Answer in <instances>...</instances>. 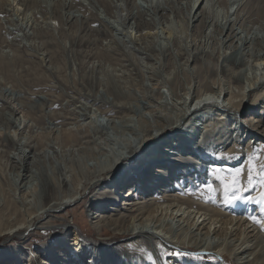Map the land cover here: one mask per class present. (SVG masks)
Masks as SVG:
<instances>
[{"label":"rangeland","instance_id":"1","mask_svg":"<svg viewBox=\"0 0 264 264\" xmlns=\"http://www.w3.org/2000/svg\"><path fill=\"white\" fill-rule=\"evenodd\" d=\"M201 3L203 7L194 17ZM204 6L206 11L202 12ZM230 24L231 38L226 40ZM195 54L199 59L194 58ZM222 66L229 71H222ZM262 79L264 0H0V187L3 188L0 189V223L8 229L23 218L29 220L31 212L36 217L28 232L23 229L15 236L0 234V264L15 260L20 264L19 255L22 264H36L37 259L43 264L58 254L66 256L63 261L61 255L58 264H134V255L139 257L135 258L137 264H239L232 256L245 244L254 249L242 257L251 259L250 252L259 250L260 246L256 236L264 235V203L261 202L264 185L260 183L264 176L256 172L264 171V151L259 149L264 144V125L253 133L248 132L253 129L248 127V122L250 118L264 119V93L257 102L256 96L250 94L241 113L237 116L226 112L227 122L216 125L215 129L214 125L205 129L204 122L198 120L194 122L198 123L197 130L191 122L182 127L195 140L205 139L199 147L194 145L191 151L181 152L180 159L185 158L181 165L183 171H196L197 165L205 168L218 164L233 172L245 163L248 167L250 159L252 166L244 177L248 191L242 195L243 201L231 197L225 200L224 173L218 174L219 181L216 179L218 182L214 185L215 180L211 178L197 182L193 177L191 184L187 180L192 174L185 176L186 173H182L178 178L174 175L175 184L168 190L173 191L176 185L183 186V178H188L183 189L187 192L182 191L180 196L184 198L192 193L196 199L198 193L206 192L205 189L212 186L214 191L211 189L206 193L209 199L213 194L210 200L213 204L198 201L208 210L202 217L194 209L179 212L180 206L176 208L174 203L171 206L176 212L172 215L170 209H164L163 213L161 208L156 209L159 212L153 214L152 222L156 236L148 239H134L133 235L103 224L95 227L93 222L98 212L112 213L111 208L106 210L103 205L89 213L96 190L88 189L85 198L79 196L71 206L44 215L40 211L43 194L39 181L33 188H21L15 180L22 152L34 160L35 166L37 164L36 172L39 168L51 177L62 174L70 180V175L79 170L94 173L97 168L87 155L97 154L102 159L105 154L113 158L120 149L118 137L123 131L140 133L146 122L157 128L168 120L167 116L176 122L184 109L199 101L201 96L210 102L223 103ZM175 83L183 84L184 88H174ZM184 91H188L187 97ZM177 96L182 97L181 102ZM237 99L240 101L241 97ZM102 109L114 112L105 115ZM213 115L209 114L212 120ZM212 120L210 123L215 124ZM181 124L183 126L184 122ZM65 130L76 132L79 140L70 146L59 143L61 132ZM165 135L167 133L155 138L133 159L124 161V169L144 160L150 151L153 152V146L162 144ZM218 139L223 141L221 145L215 144ZM206 145L212 151L207 152ZM249 147L252 156L248 158ZM233 148H239L242 154L234 164L225 156L226 150ZM187 157L194 160H187ZM168 159L173 158L169 156ZM250 172L253 184L248 183ZM236 173L241 176L242 172ZM153 176L155 171L151 165L148 174L141 177L151 186ZM108 177L96 178L103 182L96 188L98 191L105 190L106 186L117 189L115 179ZM179 180L180 184H177ZM240 181L238 178L237 182L241 184ZM165 184L154 187L153 194L166 190ZM85 191L83 188L82 193ZM63 194L60 192L61 197ZM12 195L17 203L7 207ZM148 195L150 192L143 193V197ZM114 204L115 208H121L120 201ZM229 209L241 211L233 212V215ZM212 211L229 216H222L216 223ZM74 230L80 234L78 244L71 238ZM139 240H147L151 247L161 244L160 248L162 246L171 255L161 257L153 248L149 252L145 245L130 246ZM191 242L205 245L196 248ZM68 244H74L75 257H69ZM214 245L219 249L213 248ZM12 249L20 254L7 252ZM8 254L15 255L9 259Z\"/></svg>","mask_w":264,"mask_h":264},{"label":"bare ground","instance_id":"2","mask_svg":"<svg viewBox=\"0 0 264 264\" xmlns=\"http://www.w3.org/2000/svg\"><path fill=\"white\" fill-rule=\"evenodd\" d=\"M202 4L203 3H201L198 6L197 11H195L194 17H196L198 15V12H199L198 10H200ZM205 6H208V5H205ZM205 6L203 9H201L202 12L204 10L206 11ZM189 21H191V20L189 19ZM226 31H227V33H226V37H227L228 36L227 34H229L230 31L232 32L231 24L229 25V27L227 28ZM232 36H234V35H232ZM228 38H231V33L226 38V40ZM197 57H198V55L195 54L194 58H197ZM198 59H199V57H198ZM222 71L228 72L229 70L226 66H222ZM195 73H197V71H195ZM198 73L200 74V71ZM224 73H226V72H224ZM234 75H235V73L233 72V74H232L233 78H235ZM235 80H237V79H235ZM174 81H175V79H174ZM237 81H234V82L237 83ZM255 82L253 84H250L248 88L244 87L242 90V93L240 95L231 96L230 98H228L226 100V102H223V103H219L218 101L210 102L208 99H205V98L201 99V97H203V96H201L199 101H197L195 104H191L187 110L184 109L183 114L181 116H179L178 121H176V122H174L172 119L169 118V116H167L168 120L163 124H159V125L157 124L158 125L157 128H154V127L152 128L151 126L147 125V122H146V124L141 127V130H140L141 132L139 131L140 133L130 132L131 134H128L127 132L123 131L122 134L118 137L120 139L119 143H118V146H119L118 148H120V149H117L118 153L116 155V152H115V154H114L115 156L113 158H112V156L105 155V154H104V157L102 159L99 158L100 155L98 157L97 154L93 155V154L89 153L87 155L90 158V162L94 163L96 168H97V169H95L94 173L93 172L92 173L91 172L84 173L82 170H79V172L75 173L74 175H70L71 176L70 180H69V177L64 178L62 174L57 175V177H55V176L51 177L48 174H46V172L40 171L39 168L37 169L38 172H36L35 168H37V164L35 166L34 160L29 159L27 157V155L24 152H22V156H20L18 158V160H20V166L18 165V167H19L18 172H17L18 175L16 177L15 183L21 185V188H29V187H32L36 181H39V183L41 184V187H42V194H43V205H42V209L40 211H42V214H44V215H49L50 213L51 214L57 213V212L61 211L62 209H65V208L71 206L72 203L79 198V196L82 198H85L86 197L85 195H86L88 189L96 190L95 193H93L89 213L92 210L97 209L98 205H103V208H106V210L108 208H111L112 213H110V215L109 214L103 215L102 213L98 212L96 215V218H95L96 221L93 222L94 226L99 227V225L103 224L105 226L111 227L113 230L121 231L124 234L133 235L134 239H136L137 237L148 239V237L156 236V234L154 233V229L156 227L154 225H152V222L154 221V218H155V216L153 214L156 212H159V210H156V209L161 208L162 213L165 211L164 209H166V211H169V209H170L171 210L170 213L172 215V213L176 212L173 210V206H171V205H173V203L177 204L176 208L180 206L179 212L180 211H186L187 209L188 210L194 209L197 211V215H200V217H202L203 214L204 215L207 214L208 210H207V208H205L201 204H198V201L205 202V203L206 202L212 203L211 201H212L213 194H212V196H210L211 199H209L206 192L213 189V187L212 186L207 187V189H205L206 192L203 191V192L198 193L197 198H199V199H197V198L195 199L194 197L196 195H191L192 193L190 195H185L186 197L183 198L180 196V194H182V191L183 192L185 191L183 189L185 188L184 185H185L186 180L188 178L187 179L183 178V180L180 179V180H182L181 185H183V186L176 185L175 189L173 191H170V190H168V187L174 186V184H175V180H173L174 175L177 177L179 174H182V173H186L185 176L192 174L191 179L187 180V183L190 182L191 184L193 183V180H192L193 177L196 178L197 182L204 181L207 178H211V179L215 180L212 183V185H214L219 181L218 174L224 173V175L226 177L224 185L228 184L231 186V185H233V182H235V185H234L235 188L239 189V193H238L239 197H240L239 199L242 200V198H241L242 195L246 194L248 191V188H247L248 186L244 184V179H245L244 177H245V175H247V172L251 168L252 165H250V159H248V161H249L248 167H245V164H246L245 163L243 166H241V168H238L236 171L241 170V172H242L241 176L240 175L238 176V173H236V171L232 172V170H227L228 168H225V169L220 168V166L218 164H216V165L212 164L210 167H207L208 166L207 165V166H205V168L203 166L200 167V165L199 166L197 165L196 171H193V172H191L190 170L183 171L181 169V165H182V161L185 160V158H183L184 156H182L181 158H183V159H180L181 152L184 153L185 151H189V150L191 151L190 148H192L194 145L198 146V144H201L202 142H204L205 139L201 142L199 140L198 141L195 140L193 138V136H191V134H189L190 132L187 129L182 130V127H184L185 124L191 122L194 125L193 129H195L196 127L198 128V126H197L198 123H194V122H196L195 120H198V122H204L203 125L205 124V129L207 127H210L211 125H214V129H215L216 125L227 122L226 117H225V115H227L226 112L232 113V114L238 116L244 107L245 99L248 96H250V94H254L256 96V102L262 98V95L264 93V80L257 83V84ZM179 86L183 87V84L182 85H180L179 83L174 84V88H177ZM181 92H183V91L181 90ZM184 92L186 93L188 91H184ZM198 93H199V91H198ZM178 95H179V93H178ZM186 95H187V93L185 94V96ZM174 96H175V94H174ZM238 97L239 98L241 97L240 101H237ZM177 98L179 99V101L180 100L182 101L181 96H177ZM214 111H216V112H214ZM101 112H103L105 115H107V114L112 113L114 111L109 112V110H107V109L106 110L102 109ZM211 113L214 114L212 117H213L214 122H216L215 124L210 123L212 119L209 116V114H211ZM151 114H152V112H151ZM153 114H154V112H153ZM138 116H140V115H138ZM207 116H209V117H207ZM182 122H184L183 126L181 124ZM208 123H210V124H208ZM125 124H127V123H125ZM248 124H249L248 125L249 128L250 127L253 128V129H248V132L251 131V132L255 133V131H258L260 129V127H262L264 125V119L261 118L259 120H256V119L250 118V121L248 122ZM178 125H181L180 126L181 128H179ZM115 127H113V128H115ZM127 130H128V128H127ZM195 130H197V129H195ZM87 132H89V131H87ZM156 132H158V134H155ZM165 133H167V136L165 135V137H164L165 139L163 138L162 144L160 146L156 145V146H159L158 148H156V146L152 147V149H153L152 151L154 152L153 155H152L153 152L151 153V151H150V154L145 156L144 160L140 161L139 163L137 162L136 164H131V166L129 165L128 168L125 167V169H124V166H123L124 161L129 160V159H133L134 157H136L137 153L142 151L145 146H148L150 143H153L155 138L160 137ZM85 135H87V134H85ZM79 136H81V135H79ZM262 136L264 137V133ZM0 138H1V134H0ZM79 138L80 137L77 136L76 132L65 130L64 132H61L59 143H61L62 145L64 144L65 146H70L72 143L77 142L79 140ZM208 138H210V137H208ZM7 140H10V138H7ZM222 142L223 141H219V139H218L215 144L219 143L221 145ZM82 144H87V143H83V141H82ZM94 144H95V142H94ZM120 145H121V147H120ZM67 148H69V147H67ZM205 149L207 150V152L212 151L211 147L208 145H206ZM250 149H252V148L249 147L248 158L251 155ZM259 149L264 151V144H261ZM164 151H167V152L163 153ZM171 153H173V154H171ZM83 154H84V152H83ZM202 154H203V156L205 155L204 152H202ZM166 155H169L170 158L172 157L173 159H168L169 156H166ZM85 156H86V154H85ZM225 156H227L228 159H231V163L234 164L240 160V158L242 157V154H241V151L239 150V148L238 149L233 148V149L226 150ZM81 157L83 158V156H81ZM164 157H166V158H164ZM174 157H179V158H174ZM201 157H200V159H201ZM82 158H81V161L84 160ZM158 158H160V161H157ZM191 159L194 160L191 157H187V160H191ZM78 161L80 162V160H77V162ZM85 162H84V165H85ZM172 162H174V163H172ZM205 162L206 161H204V163ZM120 164L122 165V167H120ZM195 164H199V163L195 162ZM151 165L153 166V170L155 171V176H153L155 178H153L154 179V182H152L153 184L151 186H149V185H147L148 183L144 182L145 179H143L141 176L142 175L144 176V174H148V171L150 170ZM86 168H87V166H86ZM53 169L55 170V168H53ZM208 170H212V172H208ZM224 170L232 172V173L226 174L224 172ZM256 172H258V174H261L264 176V171H256ZM103 175H108L109 179H113V180L115 179L114 185L117 186V189H113L110 186H106L105 190L98 191L96 188L99 185H102L103 182H101L102 177L100 179H96V178L98 176H103ZM170 178H172V180H170ZM238 178H240V180L242 181V182L240 181L241 184L239 182H237ZM150 179H152V178H150ZM150 179L147 180V182L150 181ZM165 179H167V182L165 181ZM163 180L165 181L166 184L161 182ZM180 180L177 182V184L178 183L180 184ZM11 182H13V181H11ZM160 182H161V184H160ZM5 184H6V182H5ZM16 184H15V186H16ZM164 184H165V186L163 188H165L166 190L163 191L161 189L162 190L161 194H153L155 191L154 187H158V186L161 187ZM128 185H129V188H127ZM35 186H37V185L35 184ZM151 187L154 190H152ZM1 188L2 187H0V189ZM83 188L86 189V191L84 193H82ZM125 188H127V189L122 194L121 192H123V190ZM16 189H17V187H16ZM258 190H260V187L258 188ZM213 191H214V189H213ZM16 192H17V190H16ZM60 192L65 193V195L63 194L64 196L61 197ZM147 192H150V195L143 197V193H147ZM173 192H176L177 194L173 193ZM178 192H181V193H178ZM186 192H184V193H186ZM260 193H261V191H260ZM195 200H197V201H195ZM119 201L121 203V208H115L114 202L117 203ZM195 202H197V203H195ZM16 203L17 202L15 200V197L12 195V196H10V199L8 200L6 206L7 207L15 206ZM18 204H17V206H18ZM111 204H113L112 207L110 206ZM38 206H40V204H38ZM183 206H184V208H182ZM163 207H165V208H163ZM3 208H5V206H3ZM229 210H230L229 212L231 214H233V212L239 213L241 211V210L240 211H237V210L234 211L233 209H229ZM2 212H5V211H2ZM177 213H178V210H177ZM167 214H168V212H166V215ZM33 215H35V213L31 212L29 220H27L26 218H23V219L18 221L16 226H11L8 229H4L0 223V234L5 235L7 233L8 235L15 236V235H17V233H19L23 229L25 232H28L30 230V228H32L34 226V223L36 220V217H34ZM182 215H180V217H182ZM212 215H213V217L216 218V219H214L215 221L219 218L221 220L222 216L224 218L229 216V215H227V213L225 214L223 212L221 213V212H216V211H212ZM9 217H11V216H9ZM151 217H153V218L151 219ZM174 217H176V216H174ZM19 218H22V216ZM2 220H4V219H2ZM219 222H221V221H219ZM159 223H160V221H159ZM216 223H218V222L216 221ZM155 225H157V222ZM201 226H202V224L199 225L197 227V229H200ZM191 227L192 226H190V230H191ZM216 230L217 229L215 228L214 232H216ZM72 234L73 235L71 236V238H74L72 241H74L75 244H78V239H79L80 234L75 232V230L72 232ZM180 235H182V234H180ZM256 237H257V239H260V243H259L260 246H259V250L255 249V250H253V253L250 252L251 259L246 260L247 259L246 257H242V255H244L247 252L254 249L251 246H247V244H245L241 248H238L237 251H234V254L232 257L237 258L239 260V264H258L259 261H261L259 264H264V235H258ZM65 242H67V240ZM142 245H145L146 248L149 250V252L152 251L151 248H153V250L157 251V253H159L161 257H163V255H171L170 253L167 252V250L165 251L162 246L160 248L161 244L158 245L157 247L156 246L151 247V245L147 242V240H139L137 242L130 244V246L134 247V248L142 246ZM204 245L205 244H203V242L202 243L191 242V246L196 247V248H200V247L203 248ZM73 247H74V244H72V246H70V244H68V248H69L68 252L70 253L69 257H71V256L75 257L77 255L76 249H74ZM213 248L219 249L217 245H214ZM233 248H236V247H233ZM10 251H12V253L18 252V251H14V249L8 250L7 252H10ZM220 251H221V249H220ZM18 253L20 254V251ZM14 255L11 254L7 257L9 259H12V256H14ZM61 255L60 254L55 255V256H53L52 260H50V261L45 260V262H43V264H58V263H60L58 260L61 259V257L63 256V255L62 256ZM65 257L66 256H63V261H66ZM134 257L139 258V257H136L135 255H134ZM18 258H19L20 264H22L23 260L20 259L22 257L19 255ZM98 258H99V260H101L100 257H98ZM135 258H134V264L139 263V262L135 261ZM15 261L6 262L5 264H18L17 261L16 262ZM63 264H64V262H63ZM184 264H186V263H184ZM194 264H197V263H194ZM198 264H208V263L203 262V263H198ZM215 264H222V263L216 262Z\"/></svg>","mask_w":264,"mask_h":264},{"label":"snow or ice","instance_id":"3","mask_svg":"<svg viewBox=\"0 0 264 264\" xmlns=\"http://www.w3.org/2000/svg\"><path fill=\"white\" fill-rule=\"evenodd\" d=\"M248 183L249 184H253V176L251 174V172L249 173L248 176ZM260 183L262 185H264V178L261 179ZM235 182H233V185H228L225 184L224 185V195H225V200L227 201L229 197H231L232 199H239V189L235 188ZM261 202L264 203V192L261 193ZM172 255H180L179 253H173ZM36 264H39V261L37 259Z\"/></svg>","mask_w":264,"mask_h":264},{"label":"water","instance_id":"4","mask_svg":"<svg viewBox=\"0 0 264 264\" xmlns=\"http://www.w3.org/2000/svg\"><path fill=\"white\" fill-rule=\"evenodd\" d=\"M216 257H218V256H216Z\"/></svg>","mask_w":264,"mask_h":264}]
</instances>
